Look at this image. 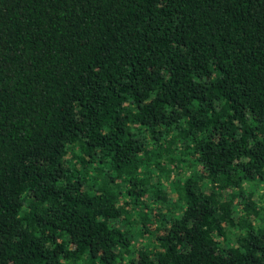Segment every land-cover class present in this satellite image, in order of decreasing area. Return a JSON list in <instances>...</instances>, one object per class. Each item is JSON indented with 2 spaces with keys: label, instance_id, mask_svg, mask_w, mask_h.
Wrapping results in <instances>:
<instances>
[{
  "label": "trees",
  "instance_id": "1",
  "mask_svg": "<svg viewBox=\"0 0 264 264\" xmlns=\"http://www.w3.org/2000/svg\"><path fill=\"white\" fill-rule=\"evenodd\" d=\"M263 183L264 0H0V264H264Z\"/></svg>",
  "mask_w": 264,
  "mask_h": 264
},
{
  "label": "rangeland",
  "instance_id": "2",
  "mask_svg": "<svg viewBox=\"0 0 264 264\" xmlns=\"http://www.w3.org/2000/svg\"><path fill=\"white\" fill-rule=\"evenodd\" d=\"M255 190V197L261 201V203H263L264 201V183L263 184H259L258 187ZM148 199H152L151 197Z\"/></svg>",
  "mask_w": 264,
  "mask_h": 264
}]
</instances>
